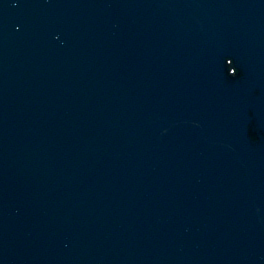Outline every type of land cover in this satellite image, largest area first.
I'll use <instances>...</instances> for the list:
<instances>
[{"label":"water","instance_id":"1","mask_svg":"<svg viewBox=\"0 0 264 264\" xmlns=\"http://www.w3.org/2000/svg\"><path fill=\"white\" fill-rule=\"evenodd\" d=\"M0 264H264V0H0Z\"/></svg>","mask_w":264,"mask_h":264}]
</instances>
